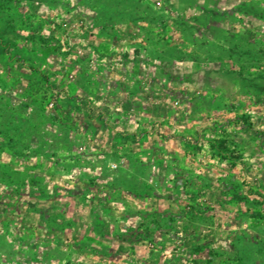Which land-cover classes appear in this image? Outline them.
Wrapping results in <instances>:
<instances>
[{
    "label": "rangeland",
    "instance_id": "374dc122",
    "mask_svg": "<svg viewBox=\"0 0 264 264\" xmlns=\"http://www.w3.org/2000/svg\"><path fill=\"white\" fill-rule=\"evenodd\" d=\"M0 264H264V0H0Z\"/></svg>",
    "mask_w": 264,
    "mask_h": 264
},
{
    "label": "trees",
    "instance_id": "16d2710c",
    "mask_svg": "<svg viewBox=\"0 0 264 264\" xmlns=\"http://www.w3.org/2000/svg\"><path fill=\"white\" fill-rule=\"evenodd\" d=\"M244 127V126H243Z\"/></svg>",
    "mask_w": 264,
    "mask_h": 264
}]
</instances>
